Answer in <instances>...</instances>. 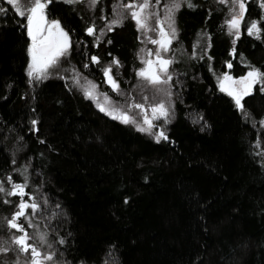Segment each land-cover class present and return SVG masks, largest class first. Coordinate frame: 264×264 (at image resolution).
I'll return each mask as SVG.
<instances>
[{
	"label": "trees",
	"instance_id": "16d2710c",
	"mask_svg": "<svg viewBox=\"0 0 264 264\" xmlns=\"http://www.w3.org/2000/svg\"><path fill=\"white\" fill-rule=\"evenodd\" d=\"M245 1L238 39L220 0H191L176 12L175 117L159 142L101 111L71 81L74 67L115 101L143 104L136 114L160 103L157 86L137 74L141 32L123 7L134 0H99L94 9L88 0H52L47 15L72 47L42 80L27 73L25 19L11 7L0 14V246L12 249L0 264L21 253L8 225L21 200L39 205L56 264H264V85L241 111L218 82L226 71L264 72V0ZM252 22L259 39L247 33ZM13 184L26 185V195H7Z\"/></svg>",
	"mask_w": 264,
	"mask_h": 264
},
{
	"label": "snow or ice",
	"instance_id": "6c2138e0",
	"mask_svg": "<svg viewBox=\"0 0 264 264\" xmlns=\"http://www.w3.org/2000/svg\"><path fill=\"white\" fill-rule=\"evenodd\" d=\"M52 0H6L8 5H11L15 12L23 19H26L24 27L27 29V34L31 38V46L28 49L29 55L31 57V64L29 65L28 76L36 79H44L50 70L56 69L61 61L62 57H67L70 55V50L72 47L69 32L64 30L58 20H49L47 17V9ZM66 3H81L83 0H65ZM90 6L94 9L95 5L99 0H88ZM221 3H226L227 0H220ZM233 4L239 9L238 13L234 14L230 20L226 23L228 25V30L230 35H235L239 38V29L242 18L246 11L245 0H232ZM159 3V0H156ZM186 4L188 7H193L191 0H172V3L166 7V15L163 20L159 18V14L153 11L155 5L153 0H134V2H129L123 5V7L128 10V14L136 23L137 29L143 32H158L159 39H151L149 41L153 44L159 45V49L162 51H168L169 46L172 43V39L177 35V29L175 27L174 13L179 10L181 4ZM264 6V4H262ZM6 9L0 8V13L5 12ZM235 12V8L233 9ZM155 19L156 27L151 26L149 21ZM122 23L121 19H114L108 30L111 31L113 27L119 26ZM165 23L168 25V30L164 28ZM89 35H95V26L89 27L87 29ZM261 29L257 22H252L247 28L248 35H255L257 39L260 38ZM100 35H103L101 32ZM99 40L97 39V43ZM111 41H109L110 43ZM234 51V50H233ZM149 55L152 52L149 51ZM156 60H146L144 63L146 67L138 72L141 79L146 80L150 85H159L161 83H168L172 79L171 75L168 74L169 65L173 63L171 59H165L160 51L156 52ZM94 63H99L97 57H91ZM114 65H119L118 60H113ZM87 66V65H86ZM231 64L228 65L231 68ZM112 68L109 66L104 69V74L108 78V82L112 85L113 89L119 92V84L111 75ZM161 74H163L166 79H161ZM231 82L232 84H239L241 87L239 89L232 87H225V82ZM79 83V80H76ZM264 85V72H260L258 69H253L248 72L247 76L241 78L239 81H233L231 76L225 75L221 81V90L226 91L228 95L232 96L235 103L241 111H244L243 98L245 96L252 94V89L255 84ZM264 91V88L261 89ZM91 97V92L87 93ZM147 99V97H145ZM137 109H143V104H134ZM101 111H106L104 107H101ZM153 113L159 112L161 116L167 118L168 111L164 104H159L158 107L152 109ZM118 113V114H114ZM106 114L112 116L113 119H119L124 124H136V120L129 116L127 112L121 111L120 109H112L111 111H106ZM33 125L36 121H32ZM144 123L148 125L147 128L138 126V130L142 132L152 133V129L155 125L152 121L145 118ZM157 142L161 139L167 140L168 137L161 130L158 134H155ZM10 179V178H9ZM26 185L24 184H13L12 190L8 191L6 194L9 196L19 195L23 197L26 195L24 189ZM2 182H0V192H4ZM32 209V214H35L39 205L36 203H28L21 200L18 205V211L15 213L14 217L8 221L10 228L15 229L20 235L14 236L11 240V244L15 245L16 250L21 253H25L30 256L28 264H46L47 261H52L54 259V253H42L36 244L30 243L34 237L30 236L28 231L25 229L22 223H18L20 218H24L28 221L29 226H32L31 215L26 211L27 209ZM41 243H47L46 234L40 233L38 237ZM61 244L64 243L63 240L59 241ZM49 247H51L49 245ZM10 249L6 244L0 246V253H7ZM19 264V261H16Z\"/></svg>",
	"mask_w": 264,
	"mask_h": 264
},
{
	"label": "rangeland",
	"instance_id": "374dc122",
	"mask_svg": "<svg viewBox=\"0 0 264 264\" xmlns=\"http://www.w3.org/2000/svg\"><path fill=\"white\" fill-rule=\"evenodd\" d=\"M225 4L229 6V10H230L229 20H230L234 14L238 13L239 9L236 5L233 4L232 0H227V2ZM182 5H184V4L182 3L181 6ZM167 6L162 8L160 6L155 5V7L153 9V11H155L159 14V18L161 20H163L165 18ZM8 7L13 8L11 5H8L6 3V0H0V8L7 9ZM234 8H235V12L233 11ZM246 10H247V8H246ZM176 12L174 13V18H175V27L177 29V35L172 39V43L169 46L168 51L165 52V51L160 50L159 45L153 44L149 41V37H151V39H159L160 37H159L158 32L140 31L142 44H141V48L139 50V59L142 63V67L137 71V74L141 69H144L146 67V64L144 63L146 60H153V61L156 60L155 54L157 51H160V54L165 59H171L173 61V63L171 65H169V68H168V74L171 75L172 79L170 81H168V83H166V84L161 83L159 85H155V86H157V90H158L159 95H160L161 101L159 104H161V103L164 104L165 108L168 111L167 118L161 116L159 112L153 113L152 109H149L146 111L140 110L139 114L133 113L132 111L134 110V108H133L134 106H133L132 102L128 103L127 101H125L124 103H121V102L115 101L109 95L103 93L100 90L99 85L97 84V82L94 79L89 78L85 74L78 72V70H76V68H74V67L72 69L73 73H71L72 74L71 81L74 83V85L76 87H78V89L83 94H85L88 98H90L99 109H101V107H104L106 109V111H111L112 109L115 108V109H120L121 111L127 112L129 116L133 117L136 120V124H133L134 128L136 130H138V126H142L145 128L148 127V125L144 123L145 118L151 120L152 124L155 125V127L151 130L153 134H149L148 132H142L139 130L138 131L147 135V136L153 137V138H155V134H158L159 131H161V130L164 132V134H166L172 120L175 117L174 78L176 77V71L174 70L173 66H174V63L178 59L177 57L179 56V49L177 47H174L175 43L178 39V35H179L178 26L176 23ZM0 14H2V13H0ZM47 17H48V15H47ZM244 18H245V13H244V16L242 18L240 28H241V25L244 21ZM48 19L50 21L53 20V19H50L49 17H48ZM25 22H26V19H25ZM149 24L151 26H154V27L157 26L155 19L150 20ZM164 28L166 31L168 30L167 23H165ZM64 30L67 31L65 28H64ZM239 33H240V29H239ZM201 45H202V43H201ZM30 46H31V38H30ZM149 51L152 52V55L148 54ZM175 57H176V59H175ZM30 64H31V57L29 55V63H28L27 73L29 71V65ZM226 72H224L221 76H219L218 82L220 85H221V81H222L223 77L226 75ZM247 74L243 75L241 77H234L233 75H231V74L230 75L232 76L233 79H236V81H239L241 78L247 76ZM77 79L79 80V83H76ZM161 79H166V77L163 74H161ZM236 85H237L238 89L241 87V85H239V84H236ZM255 85L253 86V89H254ZM225 87H226V85H225ZM253 89H252V91H253ZM89 92H91V94H92L91 97H89L87 95V93H89ZM158 105H156L155 107H158ZM106 111H103V112L106 113ZM114 114H118V113H114ZM110 117H112V116H110ZM117 120H119V119H117ZM130 124H132V123H130ZM28 203H33V202H28ZM26 211L29 213V215H31L32 226H29L28 221L25 220L23 217L20 218L18 223H22L24 225L25 229L28 231L29 235L34 237V239L32 241H30V243L36 244L42 253H49V254L53 253L52 247L54 246V244L51 242V240L49 238V234H48V232H46V229L42 226V224L40 222H38L36 220V217H35L36 212H35V214H32V209H30V208L27 209ZM40 233L46 234L47 243H41L39 241L38 237H39ZM17 235H20V233L16 232V230L14 229L12 232V235H10V239H12L14 236H17ZM49 245L51 247H49ZM21 254H24V255H21ZM29 259H30L29 255H27L25 253H20L17 260L19 261V264H28ZM55 261H56V258L54 255V259L52 261H47L46 264H56Z\"/></svg>",
	"mask_w": 264,
	"mask_h": 264
},
{
	"label": "water",
	"instance_id": "95a60500",
	"mask_svg": "<svg viewBox=\"0 0 264 264\" xmlns=\"http://www.w3.org/2000/svg\"><path fill=\"white\" fill-rule=\"evenodd\" d=\"M226 75L231 76V75L229 74V72H226ZM231 77H232V76H231ZM232 80H233V81H236V79H233V78H232ZM225 85H226V87H232V88H236V89H238V88H237V85H236V84H232L231 82H227V81H226V82H225Z\"/></svg>",
	"mask_w": 264,
	"mask_h": 264
}]
</instances>
